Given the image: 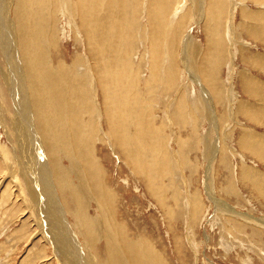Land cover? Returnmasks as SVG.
Wrapping results in <instances>:
<instances>
[{"label":"rangeland","instance_id":"rangeland-1","mask_svg":"<svg viewBox=\"0 0 264 264\" xmlns=\"http://www.w3.org/2000/svg\"><path fill=\"white\" fill-rule=\"evenodd\" d=\"M84 1L0 14V264H264V0Z\"/></svg>","mask_w":264,"mask_h":264},{"label":"bare ground","instance_id":"bare-ground-1","mask_svg":"<svg viewBox=\"0 0 264 264\" xmlns=\"http://www.w3.org/2000/svg\"><path fill=\"white\" fill-rule=\"evenodd\" d=\"M1 1V0H0ZM17 1V0H16ZM86 1V0H85ZM84 1V2H85ZM82 2H83V0H82ZM91 2V1H90ZM19 3H20V5L22 6V3H23V0H19ZM82 5H84V4H82ZM91 5H92V2H91ZM90 5V6H91ZM11 6H13V0H3V5H2V12L0 13L1 15L3 14L4 15V17H5V15L6 14H8L9 13V11H10V8H11ZM85 7V6H84ZM88 7V6H87ZM80 8V7H79ZM89 8V7H88ZM87 8V9H88ZM94 8V7H93ZM92 8V9H93ZM1 9V8H0ZM83 13V12H82ZM3 17V18H4ZM5 20V19H4ZM93 21V20H92ZM0 23H2V22H0ZM4 23H6V22H4ZM94 24V23H93ZM92 25V24H91ZM95 25V24H94ZM97 26H99V24L97 25ZM3 27V26H2ZM1 27V28H2ZM95 27H96V25H95ZM99 28H100V26H99ZM85 29V28H84ZM4 31H5V29H4ZM20 31V30H19ZM89 31V30H88ZM99 31V30H98ZM104 34V33H103ZM106 35H107V33H106ZM105 35V36H106ZM15 37V36H14ZM108 37V36H107ZM107 37H105V40L107 39ZM6 40V39H5ZM8 40V39H7ZM108 41H109V39H108ZM100 42H102V41H100ZM104 43V42H103ZM110 43L108 42V44L106 45V46H108ZM110 46H113V45H109L108 47H110ZM24 48V47H23ZM111 48V47H110ZM24 52V51H23ZM25 53V52H24ZM96 55V54H95ZM29 60V59H28ZM102 60V59H101ZM107 60V59H106ZM99 61V60H98ZM108 61V60H107ZM14 63V62H13ZM28 64V63H27ZM98 65V64H97ZM93 66V65H92ZM99 71H98V73L101 71L102 72V69H103V64H102V62H99ZM95 70H97V69H95ZM94 70V71H95ZM108 70V69H107ZM103 73V72H102ZM104 77V76H103ZM102 78V77H101ZM115 79V78H114ZM49 81V80H48ZM121 90V89H120ZM120 90H117V92L118 91H120ZM117 94V93H116ZM117 98V97H116ZM119 98V97H118ZM118 100V99H117ZM119 101V100H118ZM117 102V101H116ZM115 102V103H116ZM112 103V102H111ZM119 103V102H118ZM117 103V104H118ZM116 104V105H117ZM119 105V104H118ZM114 107V106H113ZM111 109H113V108H111ZM116 108H114L113 110H115ZM108 112H110V111H108ZM114 112H116V111H114ZM119 112V111H118ZM110 115V114H109ZM115 116V115H114ZM113 116H111V118H112ZM108 119H110V118H108ZM29 120V119H28ZM112 120H113V118H112ZM115 121H117V119L115 120ZM112 123H113V121H112ZM117 123V122H116ZM124 123V122H123ZM43 124H45L44 122H43ZM125 124V123H124ZM43 127H44V125H42ZM110 126V125H109ZM38 128H39V126H38ZM45 128H47V127H45ZM112 127H110V129H111ZM114 128V127H113ZM120 129V128H119ZM21 130V129H20ZM43 130H45V129H43ZM47 130V129H46ZM50 130V129H49ZM142 131V130H141ZM40 132H41V130H40ZM45 133V132H44ZM111 133H114L113 131H111ZM119 133V132H118ZM122 133V132H121ZM120 133V134H121ZM116 134V133H115ZM123 134V133H122ZM46 135V134H45ZM45 135H44V137H45ZM113 136H114V134H112ZM117 136H120V135H117ZM137 137V136H136ZM123 138V137H122ZM114 139H115V136H114ZM44 140H45V143L48 145V150L49 151H51L52 152V144H51V142L49 141V137L47 136V138L45 137L44 138ZM121 141V140H120ZM20 142V141H19ZM117 142V141H116ZM137 143V142H136ZM135 143V144H136ZM126 146V145H125ZM24 149V148H23ZM56 156V155H55ZM52 159V158H51ZM43 167V166H42ZM55 176H57L56 174H55ZM32 187H33V185H32ZM31 188V187H30ZM34 189V188H33ZM32 192H34L33 190H31ZM31 192V193H32ZM33 194V193H32ZM31 194V195H32ZM36 196H34V197H32L34 200L36 199L35 198ZM95 200V199H94ZM35 202H36V200H35ZM50 208H52V207H50ZM48 212V211H47ZM60 211H57L56 209L54 210V211H51V212H48L47 213V219H48V221L51 223V227H52V234H53V237H54V233H56L57 231L59 232V230H60V228H59V225L61 224L60 222H59V219H60V217H61V215L60 214H62L61 212L59 213ZM46 214V213H45ZM61 220V219H60ZM63 220V219H62ZM64 223H65V221H64ZM63 223V224H64ZM61 226V225H60ZM63 226V225H62ZM69 232V231H68ZM60 233H62V231L60 232ZM67 233V232H66ZM65 234V233H64ZM62 240V239H61ZM63 241V240H62ZM67 241H69V242H71L69 239L67 240ZM56 243V242H55ZM54 243V244H55ZM62 243V242H61ZM57 244V243H56ZM67 244V243H66ZM73 244V243H72ZM70 245H71V243H70ZM66 248V247H65ZM59 251H61V250H59ZM71 251V256L73 255V257H74V252H73V250H70ZM68 252V251H67ZM69 253V252H68ZM67 253V254H68ZM76 255V254H75ZM68 256V255H67ZM70 256V255H69ZM68 256V257H69ZM73 257H71V258H73ZM79 257V256H78ZM76 258V257H75ZM65 259V258H64ZM66 260V259H65ZM73 260V259H72ZM80 260H82V259H80ZM78 261V259H77V261L78 262H81V261ZM76 261V260H75ZM70 261H68V263H69ZM78 262H76V264L78 263ZM70 264V263H69ZM73 264V263H72ZM75 264V263H74ZM80 264V263H79Z\"/></svg>","mask_w":264,"mask_h":264}]
</instances>
